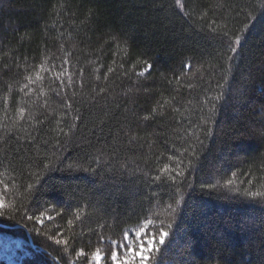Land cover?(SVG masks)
Returning <instances> with one entry per match:
<instances>
[{"label":"trees","instance_id":"trees-1","mask_svg":"<svg viewBox=\"0 0 264 264\" xmlns=\"http://www.w3.org/2000/svg\"><path fill=\"white\" fill-rule=\"evenodd\" d=\"M181 4L0 0V264H264V0Z\"/></svg>","mask_w":264,"mask_h":264},{"label":"snow or ice","instance_id":"snow-or-ice-1","mask_svg":"<svg viewBox=\"0 0 264 264\" xmlns=\"http://www.w3.org/2000/svg\"><path fill=\"white\" fill-rule=\"evenodd\" d=\"M177 5L183 7L181 4V0H176ZM247 27V25L245 26ZM215 31V29H213ZM226 35V33H225ZM240 41V37L237 36L235 43L238 44ZM230 51L235 53L237 51L236 47H232L230 45ZM231 59V57H229ZM42 67V66H41ZM187 67V65H186ZM111 71V69H110ZM60 75H63V73L57 75L56 79L60 78ZM29 83H33L31 77L27 78ZM37 80L41 79L40 75L37 74L36 77ZM31 91V89H29ZM103 91V89H101ZM163 105H161L162 107ZM155 111V109L153 110ZM19 115L23 117L24 115V109H19ZM147 119V117H145ZM169 159H172V157H169ZM47 167V165H45ZM177 168H180V164H177ZM169 171V167L165 165L163 169H161V172ZM177 175H183V172L180 171L177 173ZM39 177H37L38 179ZM155 180H160V176L154 177ZM170 179L175 182V176H170ZM229 183H231L229 181ZM7 187V186H5ZM34 185L29 184L28 188H33ZM250 196H261L264 195V193L261 192H249L247 193ZM176 205L180 204V200L177 199L175 201ZM4 207V204L2 201H0V208ZM170 210L174 213L177 209L173 207L172 205L168 206ZM44 216V213H41L40 216L36 217L35 219L43 223V220L41 217ZM29 219H32V217H29ZM48 219H51V217H48ZM76 219H79V216L77 215ZM69 225L73 224L72 220L68 221ZM154 227V222L152 219H146L142 226H139L138 228H125L122 233V237L117 240L113 239L110 240L111 244V253L110 257H107L104 253L101 252V250L98 248L93 253L92 256L94 258L95 264H101L102 260L110 259L111 264H149L151 260H154L155 257L152 255L155 251H159V245H163L165 243L166 238L169 236V232L166 230L165 226L163 225V222L159 225L158 228V239H159V245L156 243V232L154 231L152 233L151 238H147L148 235V229ZM172 224L169 223L167 225V228H171ZM104 237H101V240H103ZM57 244H61L62 241L57 239L55 241ZM63 243H67V241H63ZM78 255H84L83 250H81Z\"/></svg>","mask_w":264,"mask_h":264},{"label":"rangeland","instance_id":"rangeland-1","mask_svg":"<svg viewBox=\"0 0 264 264\" xmlns=\"http://www.w3.org/2000/svg\"><path fill=\"white\" fill-rule=\"evenodd\" d=\"M142 225L143 224H141L140 226H142ZM138 227H135V228H138ZM154 231L156 232V230L154 228H149L148 229V235H147L146 239L147 238H151L152 233ZM158 236H159V234L156 232V243L159 242ZM7 241H8L7 239H3L2 237H0V253H2V254H5L6 251H7V249L10 248V246H8V244H10V243H16V246L19 245V242L18 241L12 240L9 243ZM92 263L95 264L94 258L92 260ZM101 264H109V263H106L105 260H102L101 261ZM149 264H157V262L155 260H151L149 262Z\"/></svg>","mask_w":264,"mask_h":264}]
</instances>
